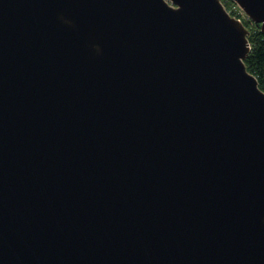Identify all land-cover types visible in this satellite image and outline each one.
Wrapping results in <instances>:
<instances>
[{"label": "water", "instance_id": "1", "mask_svg": "<svg viewBox=\"0 0 264 264\" xmlns=\"http://www.w3.org/2000/svg\"><path fill=\"white\" fill-rule=\"evenodd\" d=\"M249 34L222 0H0V264H264Z\"/></svg>", "mask_w": 264, "mask_h": 264}, {"label": "trees", "instance_id": "2", "mask_svg": "<svg viewBox=\"0 0 264 264\" xmlns=\"http://www.w3.org/2000/svg\"><path fill=\"white\" fill-rule=\"evenodd\" d=\"M224 2L226 7H229L234 3L233 0ZM242 20L250 30L248 37L251 48L248 56L245 59V62L248 69L256 75L260 88L264 90V33L261 31L260 27L257 26L258 24L251 21L249 18Z\"/></svg>", "mask_w": 264, "mask_h": 264}, {"label": "built area", "instance_id": "3", "mask_svg": "<svg viewBox=\"0 0 264 264\" xmlns=\"http://www.w3.org/2000/svg\"><path fill=\"white\" fill-rule=\"evenodd\" d=\"M224 5H225V2L224 1H229V0H222ZM229 6V5H228ZM228 9V11L234 16H236L237 18L239 17V19L242 20L243 16V9L241 8V6H239V4H237L236 2L233 3V5H230L229 7H226Z\"/></svg>", "mask_w": 264, "mask_h": 264}, {"label": "rangeland", "instance_id": "4", "mask_svg": "<svg viewBox=\"0 0 264 264\" xmlns=\"http://www.w3.org/2000/svg\"><path fill=\"white\" fill-rule=\"evenodd\" d=\"M234 1V0H233ZM234 2H236V1H234ZM237 3V2H236ZM241 16H243V18L242 19H247V18H249L248 16H247V14L243 11V15H241ZM250 19V18H249ZM251 20V19H250ZM252 21V20H251Z\"/></svg>", "mask_w": 264, "mask_h": 264}, {"label": "clouds", "instance_id": "5", "mask_svg": "<svg viewBox=\"0 0 264 264\" xmlns=\"http://www.w3.org/2000/svg\"><path fill=\"white\" fill-rule=\"evenodd\" d=\"M61 19H64V17H61ZM94 47H95V49H96L97 51H100V46H99V45H94Z\"/></svg>", "mask_w": 264, "mask_h": 264}]
</instances>
